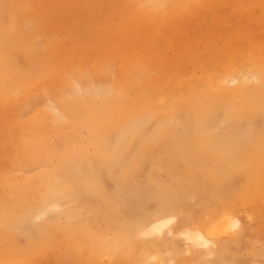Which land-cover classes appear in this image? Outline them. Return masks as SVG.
<instances>
[{"label": "bare ground", "instance_id": "1", "mask_svg": "<svg viewBox=\"0 0 264 264\" xmlns=\"http://www.w3.org/2000/svg\"><path fill=\"white\" fill-rule=\"evenodd\" d=\"M114 1L117 8L104 13ZM199 1L227 16L228 0H78L63 8L56 0H0V264H36L54 243L63 247L62 264H102L105 257L112 264H202L193 263L199 254H216L222 264L239 253L245 223L234 211L251 190L264 188V58L248 65L220 43L201 51L211 25ZM180 18L192 25L184 23L185 44L172 65L184 89L163 105L162 90L140 81L162 56L157 29ZM116 20L131 36L111 61L106 48ZM143 27L150 42L140 39ZM49 32L96 46L92 69L79 65L84 47L78 56L61 44L40 49L38 37ZM214 48H221L217 58L210 57ZM202 66L207 74L200 81L187 79ZM57 69L65 83L57 84ZM70 80L78 87H69ZM36 86L59 115L18 121L12 111L30 100L17 98ZM224 120L234 127L219 130ZM83 127L88 133L81 138ZM53 132L59 143L50 142ZM49 159L57 166L45 167ZM104 175L117 181L115 190H103ZM83 189L100 201L107 230H94L75 209ZM149 199L159 205L153 212L144 209ZM258 241H247L254 255L264 254L256 253ZM182 250L192 258L180 261Z\"/></svg>", "mask_w": 264, "mask_h": 264}, {"label": "rangeland", "instance_id": "2", "mask_svg": "<svg viewBox=\"0 0 264 264\" xmlns=\"http://www.w3.org/2000/svg\"><path fill=\"white\" fill-rule=\"evenodd\" d=\"M247 1L248 2H244V0H228L226 8L227 16L224 12H222V10L221 12L216 9L210 10V8H208L209 6H205L202 1L197 2L198 7H203V13L211 25V29L205 33L206 39L204 44L201 46L199 45L201 51L204 48L206 51H208V48L211 49L212 43H220L225 46V53L239 56L243 62L248 65L252 64V61L256 56L264 58V0ZM77 3L78 0H56V4L62 8L76 6ZM220 4L222 5V3ZM110 6H112L113 9H116L118 5L117 2L114 1L111 5L105 7L104 13L107 14L109 11H113L109 9ZM24 8L27 11H31L30 5H26ZM168 15H165L164 17ZM221 16L225 19L220 20ZM7 19L8 15L5 13L4 20ZM180 20L181 23L172 21V24L165 23L164 27L157 29L156 41H158L162 46V56L157 59V62L152 61L149 73L147 72L150 76L144 81H140V83L148 85L152 90H162L160 104L163 105H167L170 98H178L183 93L184 89V85L181 82H174L176 73H172V65H174L177 61L174 60L175 57L183 50L182 44H185L181 41L180 37L181 32L186 31L187 29L184 23L188 26L192 25L188 21H183L181 18ZM34 24V21H28L27 26L31 27ZM142 24H145V22ZM144 29V33H141L140 39L145 36L148 39V42H150L151 38L149 35L151 33L147 28ZM224 32L228 33V36H226ZM130 36L131 32H129L126 24L122 23L120 20H116L113 31L109 35V45L106 48V54H109L108 57L111 61H113V58L117 54L118 44L125 42L124 40ZM37 42L40 45V49H51L50 47L54 45L58 47L61 44L67 53L73 55L76 54V56H78L84 47L87 49L86 54L83 55L81 52V63H79V65L86 71H90V69H92V63L95 60L94 53L96 46H82L78 43L76 37L73 39H66L63 34L57 35L54 32H49L45 36L38 37ZM191 46L192 43L188 45V48ZM251 46L257 48L255 51L248 52V48ZM216 49L214 48V50L211 51V58H217ZM190 51L187 49L184 55L188 57ZM19 60L22 64H25L24 55H21ZM205 67L206 66L200 67L197 72L194 71L191 75L188 72L187 79L192 80L193 82L196 80L200 81L207 74V72H203ZM53 71L57 74L55 75V79L58 78L57 84H61L62 82L65 83V80L63 79L65 72L62 69ZM44 79L47 85L51 84L52 78H50L48 74L44 76ZM165 81H167L166 85L163 84ZM253 81L255 84L258 83L256 79ZM67 85L69 87H78L77 82L74 80L67 81ZM228 89H230L229 85L224 88V90ZM26 94H29V103L33 102V104L31 105L28 103L26 107H22L21 105L15 106L12 113L17 117L18 121L26 123L32 121L41 114L44 115V120H49L50 114L59 115V110L57 109L56 104L52 101L51 97H43L44 92L42 86L32 87L31 89L24 91L21 96L17 98V100L24 102ZM27 101L25 103H27ZM10 105L11 104H9V106ZM92 106L94 109L99 108L100 101L98 96L94 97ZM71 120V117H62L63 123H69ZM250 125L256 127L257 122L253 120ZM233 127L234 125L231 120H224L219 123L218 129L221 131H228ZM87 133V129L83 127L81 129L80 137L83 138V136L87 135ZM48 138L51 143H59L60 141L59 135L54 132L50 133ZM54 166H57V161L55 159H49L45 163V167L47 168ZM19 172V174H23L21 171ZM157 173L159 174L158 170ZM78 174H80V172H78ZM146 175L147 173H144L142 177L144 178ZM161 175L165 177L164 172H162ZM54 181L67 187H70L72 184L70 178L68 177H54ZM102 183L103 190L113 191L117 188V181L108 175H104ZM97 199V197L92 196L85 189H83L74 205L75 209H78L81 213V218L84 222H89L88 224L96 231H104L109 228V225L106 221V216L101 207L100 201H97ZM241 202L242 204L234 211V214L241 217L245 223L244 236L242 237V242L238 247L240 251L237 255H234L235 257L230 254L228 256L229 259H227V261L223 260L222 264H264V254H258L259 251L264 252V188L251 190ZM63 203H65V201H63ZM87 206H89L90 209ZM157 206L159 205H157L156 201L153 199L146 200L144 203V209L152 212L157 209ZM91 207H95L94 210L91 211ZM120 210L123 212L122 207ZM80 230H83V226L80 227ZM250 238L259 240L256 243V253L258 255H254L250 245L247 243ZM180 244L183 245V241H180ZM181 248H183V246H181ZM62 249L63 247L56 246L55 243L46 247L45 255L39 258L36 261V264H62ZM78 256L81 257L82 253ZM179 258L181 259L180 261H183L185 259H191L192 255L185 254L183 251ZM218 258L219 257L216 254L212 257L199 254V257L194 258L193 263L199 262L202 264H209L216 262L215 264H220V259L218 260ZM102 264H112V259L105 257L102 259ZM149 264H154V262H150Z\"/></svg>", "mask_w": 264, "mask_h": 264}]
</instances>
